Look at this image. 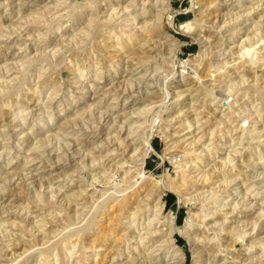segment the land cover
I'll list each match as a JSON object with an SVG mask.
<instances>
[{"label":"rangeland","instance_id":"1","mask_svg":"<svg viewBox=\"0 0 264 264\" xmlns=\"http://www.w3.org/2000/svg\"><path fill=\"white\" fill-rule=\"evenodd\" d=\"M263 209L264 0H0V264H264Z\"/></svg>","mask_w":264,"mask_h":264},{"label":"bare ground","instance_id":"2","mask_svg":"<svg viewBox=\"0 0 264 264\" xmlns=\"http://www.w3.org/2000/svg\"><path fill=\"white\" fill-rule=\"evenodd\" d=\"M209 4V3H208ZM189 24H191V22L189 23V22H185L182 26H187L188 27V25ZM199 36V35H198ZM235 53V52H234ZM233 53V54H234ZM145 73V72H144ZM164 98V97H163ZM22 120V119H21ZM152 123V122H151ZM254 128V127H253ZM253 130V129H252ZM125 139V138H124ZM131 140V139H130ZM146 142V145L148 146V147H150V148H152L151 147V141H150V135H148V137H147V141H145ZM120 143V142H119ZM135 148V147H134ZM236 153V152H235ZM139 156V155H138ZM139 159H142V156L139 158ZM226 162H228V161H226ZM225 163V162H224ZM236 165V164H235ZM139 171H141V167L138 169ZM232 170V169H231ZM206 171V170H205ZM223 172H225V171H223ZM142 173H143V171H142ZM201 173V172H200ZM201 177H202V179H201V181L202 182H207L209 179H212V174L211 173H208V171H206V172H204L203 171V173L200 175ZM230 177V176H229ZM227 179V178H226ZM225 179V180H226ZM229 179V178H228ZM230 179H231V177H230ZM229 179V180H230ZM232 179H234L233 177H232ZM232 179L230 180V181H232ZM182 180H184V179H182ZM187 180V179H186ZM200 180V179H199ZM198 180V181H199ZM229 180L227 181V182H229ZM186 182V181H185ZM137 183V182H136ZM226 183V182H225ZM155 184H157V183H155ZM182 184V183H181ZM189 184V183H188ZM183 185V184H182ZM186 185V184H185ZM165 186H167V187H169L170 189L171 188H175V186H174V184H172V182L171 183H169L168 185H165ZM189 186V185H188ZM187 186V187H188ZM225 186V185H224ZM227 186V185H226ZM155 187V186H154ZM159 189V186H157L156 188H153V190L151 191V193H150V191H148L149 192V196H152L153 198L151 199V200H153V199H156V202L155 203H153L154 205V207L155 208H157V210L156 211H160L161 209H162V207H163V200H162V195L160 194V190H158ZM146 191V192H147ZM147 195H148V193H147ZM246 195V194H245ZM111 196V195H110ZM114 196V195H113ZM146 196V194L144 195V197ZM112 197V196H111ZM143 196L141 197V199L142 198H144ZM146 197H148V196H146ZM145 200H148L147 198L145 199ZM136 202H138V206L136 207V208H134L135 210H134V212H132L133 214H137L138 212H139V210L140 209H142L143 208V205L141 206V201H136ZM143 202V201H142ZM104 203V202H103ZM102 203V204H103ZM144 203V202H143ZM149 202L147 201V204H148ZM148 206V205H147ZM100 207V206H99ZM264 210V209H263ZM95 216V215H94ZM128 221V220H127ZM93 223V222H92ZM174 224V222L173 221H171L170 222V224L168 225V230H167V232H166V234H167V236H166V239H167V241L168 242H170L171 241V237H172V229H171V227H172V225ZM88 226V225H87ZM187 227H190V225H188ZM86 229V228H85ZM189 230V229H188ZM109 231V230H108ZM110 232V231H109ZM251 232V231H250ZM112 233V232H111ZM64 240V239H63ZM161 243V242H160ZM171 245V244H170ZM174 245L175 244H172L171 246H172V250H171V252L173 253L174 252V254H173V256L172 257H174V258H177V260H179V261H183V252L181 251V250H179V249H177V248H174ZM72 247V246H71ZM61 248V247H60Z\"/></svg>","mask_w":264,"mask_h":264}]
</instances>
